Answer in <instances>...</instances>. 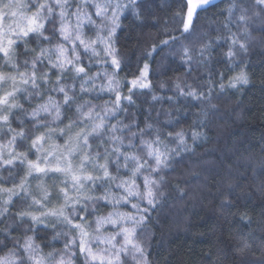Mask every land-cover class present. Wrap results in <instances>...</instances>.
Here are the masks:
<instances>
[{"label": "clouds", "instance_id": "clouds-1", "mask_svg": "<svg viewBox=\"0 0 264 264\" xmlns=\"http://www.w3.org/2000/svg\"><path fill=\"white\" fill-rule=\"evenodd\" d=\"M0 264H264V0H0Z\"/></svg>", "mask_w": 264, "mask_h": 264}]
</instances>
